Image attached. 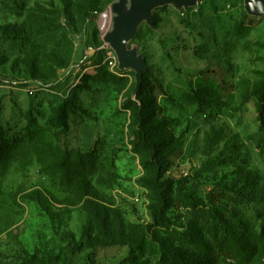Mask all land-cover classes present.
Listing matches in <instances>:
<instances>
[{
	"label": "rangeland",
	"instance_id": "obj_1",
	"mask_svg": "<svg viewBox=\"0 0 264 264\" xmlns=\"http://www.w3.org/2000/svg\"><path fill=\"white\" fill-rule=\"evenodd\" d=\"M88 1L0 0V122L19 144L0 158V264H120L128 246L74 248L96 205L152 236L138 264H159V239L202 256L221 243V227L253 248L248 264H264V128L253 96L264 75V17L248 16L243 0L203 1L185 21L165 6L127 43L144 61L141 86L144 74L154 86L164 178L197 203L174 200L164 227L148 230L152 198L125 108L141 86L132 70H118L104 41L113 0H95L94 25L83 34ZM193 95L204 99L199 110ZM65 99L89 117L68 112L69 130L58 137ZM210 262L240 260L220 253Z\"/></svg>",
	"mask_w": 264,
	"mask_h": 264
},
{
	"label": "trees",
	"instance_id": "obj_2",
	"mask_svg": "<svg viewBox=\"0 0 264 264\" xmlns=\"http://www.w3.org/2000/svg\"><path fill=\"white\" fill-rule=\"evenodd\" d=\"M202 4V3H201ZM98 10V4L95 0L88 1L86 6L81 12L83 34L87 33V30L94 25L96 14ZM199 13V7L197 12ZM196 13L188 11L179 18L183 21L189 19ZM113 76L110 77L112 79ZM123 79H119L121 82ZM105 84H113L109 79L102 80ZM154 86H151L144 74L143 83L138 93V102L132 103L128 101L125 106L126 109L132 112L134 123L131 129V135L133 136V148L134 151L141 154L144 158V170L147 175L141 179L142 185L151 193L152 205L150 206V216L152 219V226L148 227L150 230L152 227L163 228L164 221L166 220V213L168 209L173 205L174 200H181L185 202V207L194 208L197 203L192 199V196L183 195L178 187H175L173 181L164 178V174L167 170L168 161L162 156L165 151V139H161V136L157 134V127L152 123L155 117V110L151 109L153 98L151 99V92ZM253 96L257 100V119L261 128H264V75L258 86L253 91ZM203 97L199 95H193L192 101L197 105V110L202 108ZM71 111V116L76 111L81 112L83 115L89 117V114L76 106L69 99L61 104L56 110L57 122L59 132L56 133L58 137L66 134L69 130L68 119ZM30 133V132H29ZM29 133H26L27 136ZM15 136H8L3 131L0 122V158L11 147L18 146ZM11 150V149H10ZM62 163L67 159V155L61 156ZM112 213V214H111ZM223 234L220 239L221 243L200 255H188L185 252L180 251L177 247H174L169 241H163L159 239L157 242V254L159 256V264H213L210 260H214L216 254H222V257L230 259L231 261L240 260L237 264H248L249 257H251L253 248L247 246V244H240L234 237H231L227 233L226 227H221ZM96 233L93 235V233ZM145 228L137 227L135 225H125L123 219L116 211L108 210L105 207L98 208L94 206L89 211V219L87 221V227L81 235L80 242L74 245L77 251L82 249H92L94 247H110L116 245L128 246L129 254L120 264H138V254H142L145 245L152 243V236L145 233ZM136 236V240L133 236ZM157 240V239H156ZM257 240L264 244V232L258 235ZM154 243V241H153ZM176 248V249H174ZM215 250V252H214ZM252 252V253H251Z\"/></svg>",
	"mask_w": 264,
	"mask_h": 264
},
{
	"label": "water",
	"instance_id": "obj_3",
	"mask_svg": "<svg viewBox=\"0 0 264 264\" xmlns=\"http://www.w3.org/2000/svg\"><path fill=\"white\" fill-rule=\"evenodd\" d=\"M208 0H113L111 25L104 38L114 52L120 71L135 73L136 88L141 86L144 61L136 49H128L127 43L135 36L141 23L153 25L152 12L165 6L172 7L178 14L195 8L198 3ZM244 11L250 17H264V0H243Z\"/></svg>",
	"mask_w": 264,
	"mask_h": 264
},
{
	"label": "built area",
	"instance_id": "obj_4",
	"mask_svg": "<svg viewBox=\"0 0 264 264\" xmlns=\"http://www.w3.org/2000/svg\"><path fill=\"white\" fill-rule=\"evenodd\" d=\"M197 7H198V5L195 8H192V9H190L188 11H191L192 13H196L197 12ZM187 12H182L179 15H182V14L187 13ZM98 25H99V28H100V30L102 32H105L107 30V17H106V15H102V16L99 17ZM111 65H112V63H111Z\"/></svg>",
	"mask_w": 264,
	"mask_h": 264
}]
</instances>
